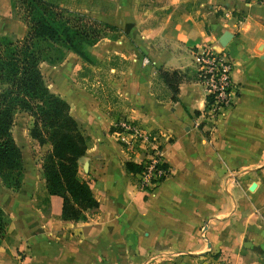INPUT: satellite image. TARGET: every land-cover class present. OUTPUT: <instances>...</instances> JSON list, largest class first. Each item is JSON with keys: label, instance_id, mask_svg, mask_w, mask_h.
Segmentation results:
<instances>
[{"label": "crops", "instance_id": "obj_1", "mask_svg": "<svg viewBox=\"0 0 264 264\" xmlns=\"http://www.w3.org/2000/svg\"><path fill=\"white\" fill-rule=\"evenodd\" d=\"M63 6L119 32L87 47L99 62L117 54L118 67L104 63L82 71V59L66 51L56 63L45 61L46 74L40 69L87 137L78 175L98 204L84 219L65 220L61 197L50 194L44 215L45 202L36 196L43 193L40 161L49 144L29 136L31 119L23 111L26 118L10 126L22 157L21 184L12 190L0 181V207L8 218L0 264H264V4L84 0ZM12 9L11 0H0V36L20 38L25 28ZM223 32L238 93L210 122L196 51L219 47ZM158 67L178 72L176 99L156 77ZM121 117L163 134L160 152L171 171L149 190L140 189L137 175L123 165L138 162L141 153L126 150L109 130Z\"/></svg>", "mask_w": 264, "mask_h": 264}, {"label": "trees", "instance_id": "obj_2", "mask_svg": "<svg viewBox=\"0 0 264 264\" xmlns=\"http://www.w3.org/2000/svg\"><path fill=\"white\" fill-rule=\"evenodd\" d=\"M28 10L45 12L50 5L48 0H20ZM53 5V4H52ZM54 15L68 13L59 25L51 24L43 18L29 21L24 34L0 36V181L12 190L18 189L23 173L20 149L12 138L10 126L15 110L26 112L31 119L28 134L39 144L48 143L49 148L42 154L40 170L43 177V196L38 195V202L44 200V215L49 214L48 195L61 197L60 217L65 220H80L86 217L85 211L96 207L98 202L93 196L88 181L78 175V158L84 153L87 137L80 131L76 121L68 111V103L51 92L42 77L38 66L39 60L48 63L58 62L66 51L76 53L84 64V71L89 72V65L98 63L90 55L87 47L103 35L97 26L111 27L109 24L85 16L65 6L56 5ZM31 15H34L33 11ZM85 20L87 25L78 20ZM118 55L111 53L102 68L117 66ZM125 66L126 61L121 60ZM101 63V62H99ZM97 66V65H95ZM118 67V66H117ZM85 72L81 73L82 75ZM156 77L166 87L171 100L176 99L180 76L175 69H156ZM84 87L99 96L90 82ZM109 94L112 89L105 86ZM112 101L115 96L110 97ZM212 97L205 95L203 110L208 107ZM114 126H110L112 132ZM126 172L136 174L141 164L126 159L123 162ZM138 177L136 178V185ZM8 218L0 207V242L5 237Z\"/></svg>", "mask_w": 264, "mask_h": 264}, {"label": "built area", "instance_id": "obj_3", "mask_svg": "<svg viewBox=\"0 0 264 264\" xmlns=\"http://www.w3.org/2000/svg\"><path fill=\"white\" fill-rule=\"evenodd\" d=\"M264 4V0H246ZM143 62L147 58H142ZM197 81L202 85L205 95L212 100L204 111V117L210 122L222 110L234 103L238 89L231 79L232 63L228 53L220 45L214 47L202 45L196 51ZM116 141L133 153H141L138 162L141 164L138 176V187L149 190L170 173V167L161 155L162 133L147 129L133 119L121 117L112 124Z\"/></svg>", "mask_w": 264, "mask_h": 264}, {"label": "rangeland", "instance_id": "obj_4", "mask_svg": "<svg viewBox=\"0 0 264 264\" xmlns=\"http://www.w3.org/2000/svg\"><path fill=\"white\" fill-rule=\"evenodd\" d=\"M83 1L84 0H48L47 2H51V3H50V5H47V6L43 5L44 6L43 8L45 9V12L41 14L39 11H34V10H31V9H29L28 10L29 12L27 13V11H25L26 5H24V3H22L20 0H11L12 8H13L12 9L13 10V16L23 22L25 30H26L27 24H29V21H34V20H36L38 18H43L46 21H48L49 23H51V24L59 25V23L62 22L65 19V17H67L68 15L70 16V14L63 13L61 16L54 15L53 12L56 9L55 6L56 5L75 6L76 3H83ZM32 11L34 12L33 13L34 15H31ZM84 21L85 20H82V19L78 20V22H80L81 24L87 25L88 23H84ZM85 22H88V21H85ZM97 27H98L97 31L100 34L103 33V35H105V34H109V35L119 34L118 30H116L114 28L112 29L111 27H103L102 25H98ZM4 35H7V36L14 35L15 36V34L12 33V32H8V33H6ZM108 58H109V54L106 55V57L103 60L102 59L100 60L101 63L98 62V63L92 64V65H89V67L93 68L95 65H98V64L102 66L104 63L107 62ZM38 64H39L38 66L42 70L43 74H46V68H47L46 62L43 61V60H39ZM81 66L82 67H80V70L84 71V67H83L84 65H81ZM100 70L103 72V76L105 78H110V74L105 73V71L102 68H100ZM25 116H26V114L23 111L15 110V112L13 113V120L14 119L15 120L24 119V118H26ZM112 135H113V133H112ZM126 150H128V149H126ZM131 153H133V151H131ZM33 177H35V174H33ZM137 186H138V184H137ZM42 194L43 193H41V191H40V195L39 196L41 198L43 196Z\"/></svg>", "mask_w": 264, "mask_h": 264}, {"label": "water", "instance_id": "obj_5", "mask_svg": "<svg viewBox=\"0 0 264 264\" xmlns=\"http://www.w3.org/2000/svg\"><path fill=\"white\" fill-rule=\"evenodd\" d=\"M227 38H228V33L227 32H223L221 37L218 39V42L221 46H224L226 41H227ZM207 246H209V243L207 242ZM264 255V253H263Z\"/></svg>", "mask_w": 264, "mask_h": 264}]
</instances>
